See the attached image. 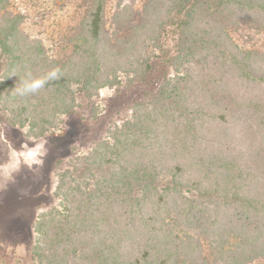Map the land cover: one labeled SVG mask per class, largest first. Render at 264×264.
Returning a JSON list of instances; mask_svg holds the SVG:
<instances>
[{"label": "trees", "instance_id": "16d2710c", "mask_svg": "<svg viewBox=\"0 0 264 264\" xmlns=\"http://www.w3.org/2000/svg\"><path fill=\"white\" fill-rule=\"evenodd\" d=\"M0 128L53 137L99 92L138 93L105 135L71 148L53 171L51 203L32 224L35 264H264V52L240 47L241 25L264 31V0H144L123 6L113 41L107 0H85L71 53L51 58L2 16ZM130 12L137 19L130 17ZM127 29V30H126ZM126 34V33H125ZM58 70L36 94L14 87Z\"/></svg>", "mask_w": 264, "mask_h": 264}, {"label": "rangeland", "instance_id": "374dc122", "mask_svg": "<svg viewBox=\"0 0 264 264\" xmlns=\"http://www.w3.org/2000/svg\"><path fill=\"white\" fill-rule=\"evenodd\" d=\"M106 4L108 34L113 41L123 40L130 29L115 28L113 18L123 6L134 14L142 12L144 0H107ZM85 7V0H8L1 13L20 15L21 34L41 42L51 58L60 60L73 49ZM133 13L130 17L135 20ZM230 34L240 47L264 52V31L241 25ZM138 90L129 93L121 89L123 97L101 90L99 102L105 106L106 115L94 122L80 99V109L63 119L57 134L40 141L27 140L24 130L1 126L0 264H35L31 260V224L39 205L51 203L57 160L69 158L73 146L85 150L102 138L111 119L118 120L125 113Z\"/></svg>", "mask_w": 264, "mask_h": 264}, {"label": "clouds", "instance_id": "9594fccd", "mask_svg": "<svg viewBox=\"0 0 264 264\" xmlns=\"http://www.w3.org/2000/svg\"><path fill=\"white\" fill-rule=\"evenodd\" d=\"M59 76L58 70H52L43 76H33L31 72L27 73L25 78L19 82V85L14 87L16 94L25 96L36 94L49 81L57 79Z\"/></svg>", "mask_w": 264, "mask_h": 264}]
</instances>
